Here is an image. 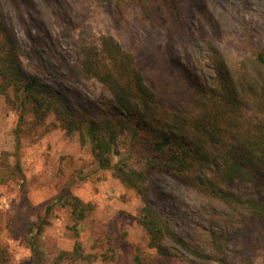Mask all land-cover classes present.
I'll use <instances>...</instances> for the list:
<instances>
[{
  "label": "rangeland",
  "instance_id": "rangeland-1",
  "mask_svg": "<svg viewBox=\"0 0 264 264\" xmlns=\"http://www.w3.org/2000/svg\"><path fill=\"white\" fill-rule=\"evenodd\" d=\"M11 28L24 45L30 70L62 84L75 105L92 114L109 112L106 88L85 80L76 66L77 46L84 37L96 42L113 36L131 52L147 84L163 107L189 106L196 85L208 80L204 57L189 58L191 38L204 36L227 50L234 62L264 51V0H137L120 4L98 0H2ZM115 161L128 157L127 148ZM131 166L145 169L138 155ZM0 264H52L61 251L80 241L90 260L63 264H183L160 258L148 247L137 217L144 203L136 192L97 170L90 144L62 130L43 138L30 135L18 111L0 95ZM85 177V179H84ZM159 181L160 176L151 177ZM164 198L157 201L175 230L191 244L206 245L209 230L235 232L226 217L178 182L162 180ZM93 213L73 230L69 208L56 204L67 185ZM248 191L249 188H242ZM46 219L34 255L26 233L32 223ZM38 260V262H37ZM255 264H263L258 252Z\"/></svg>",
  "mask_w": 264,
  "mask_h": 264
},
{
  "label": "trees",
  "instance_id": "trees-1",
  "mask_svg": "<svg viewBox=\"0 0 264 264\" xmlns=\"http://www.w3.org/2000/svg\"><path fill=\"white\" fill-rule=\"evenodd\" d=\"M191 40L189 58L204 57L208 80L196 85L189 106L170 109L162 106L135 56L116 38L102 34L89 42L82 37L76 53L78 73L102 84L112 100V110L96 115L78 108L62 84L29 69L24 45L0 0V95L18 111L30 135L43 138L59 129L79 135L82 145L90 144L97 170L111 171L143 201L137 222L158 257L183 264H255L262 252L264 264V51L234 62L217 42L195 35ZM124 148L128 157L115 161ZM134 155L145 169L131 166ZM154 175L160 180H152ZM164 178L186 186L215 211H227L235 232L213 227L206 245L187 241L157 205L165 197ZM66 187L48 212L56 204L69 208L79 236L77 227L94 206L74 195L71 184ZM46 222L39 218L26 233L35 257ZM92 257L77 240L73 250L58 253L52 264ZM134 262L144 264L139 256Z\"/></svg>",
  "mask_w": 264,
  "mask_h": 264
}]
</instances>
